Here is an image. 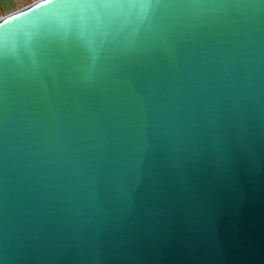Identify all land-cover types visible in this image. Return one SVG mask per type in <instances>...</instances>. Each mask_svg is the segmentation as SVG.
Returning a JSON list of instances; mask_svg holds the SVG:
<instances>
[{
	"label": "water",
	"instance_id": "1",
	"mask_svg": "<svg viewBox=\"0 0 264 264\" xmlns=\"http://www.w3.org/2000/svg\"><path fill=\"white\" fill-rule=\"evenodd\" d=\"M0 264H264V0L2 15Z\"/></svg>",
	"mask_w": 264,
	"mask_h": 264
},
{
	"label": "crops",
	"instance_id": "2",
	"mask_svg": "<svg viewBox=\"0 0 264 264\" xmlns=\"http://www.w3.org/2000/svg\"><path fill=\"white\" fill-rule=\"evenodd\" d=\"M32 1L34 0H0V17Z\"/></svg>",
	"mask_w": 264,
	"mask_h": 264
},
{
	"label": "rangeland",
	"instance_id": "3",
	"mask_svg": "<svg viewBox=\"0 0 264 264\" xmlns=\"http://www.w3.org/2000/svg\"><path fill=\"white\" fill-rule=\"evenodd\" d=\"M14 10V9H13ZM16 10V9H15Z\"/></svg>",
	"mask_w": 264,
	"mask_h": 264
}]
</instances>
